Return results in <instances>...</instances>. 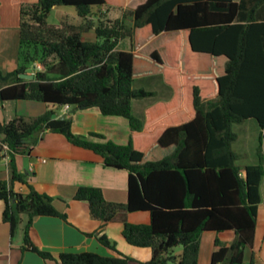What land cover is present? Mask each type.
I'll list each match as a JSON object with an SVG mask.
<instances>
[{"label": "trees", "instance_id": "obj_1", "mask_svg": "<svg viewBox=\"0 0 264 264\" xmlns=\"http://www.w3.org/2000/svg\"><path fill=\"white\" fill-rule=\"evenodd\" d=\"M56 7H74L85 25H50ZM110 13L106 0H37L20 8L22 65L0 72V102L35 101L73 111L99 109L104 116L129 120L127 145L92 142L98 134L78 136L72 118L15 117L0 123V160L9 159V181H0L3 221L12 237L24 224L23 250L58 264H130L106 235L122 211L147 212L150 224L124 223L123 236L139 248H150L144 264H198L204 233L234 232L230 245L219 239L210 264H247L245 252L255 242L264 178V0H146L122 19L102 21ZM94 14L98 25L91 21ZM132 18V24L127 20ZM94 30V40H86ZM179 31L180 39L146 56L119 50L130 39L132 49L146 34ZM39 63L34 80L21 74ZM159 78L171 90L169 102L145 112L142 123L132 115V101L153 96L133 90L138 81ZM249 120L260 128L258 164L241 168L233 151V125ZM63 135L74 147L92 151L105 167L129 173L128 201L110 203L97 187H80L74 200L88 204L100 228L88 236L118 256L65 252L54 257L32 241L35 219L56 217L71 224L55 200L39 193L30 174L18 169V156L29 155L45 132ZM28 193L15 191V184ZM181 247L182 252L175 254ZM249 264H255L252 259Z\"/></svg>", "mask_w": 264, "mask_h": 264}, {"label": "crops", "instance_id": "obj_2", "mask_svg": "<svg viewBox=\"0 0 264 264\" xmlns=\"http://www.w3.org/2000/svg\"><path fill=\"white\" fill-rule=\"evenodd\" d=\"M234 1L239 2L240 0ZM34 2H37V0H0V72L4 73V75L15 71L22 65L21 58H18L14 64H7L6 59L9 53L19 50L21 5ZM145 2L146 0H106L110 13L113 10L115 12L133 11ZM10 34H13L14 37H10ZM162 36L170 38L163 45L154 46L146 52L148 46L144 52H140L143 45L146 43L151 45ZM180 37L181 33L179 31L164 32L159 35L146 34L137 40L134 49L132 47L129 49L123 47V40L120 42L119 50L133 51L148 56L161 46L176 41ZM86 40L92 41L94 39L90 35ZM28 74H30V71ZM15 103V108L8 111L11 112V114L8 113V117L7 115H0V123L10 122L17 116L38 117L52 110L58 118L66 114L67 117L70 116L72 118V132L75 135L89 136L94 133L104 137V140L90 138L92 142L112 141L119 145H127L130 141L132 130L129 120L119 116H104L97 108L73 111L66 109V107L57 108L35 101H16ZM157 103L159 102L144 106L142 110L143 121L140 122H145V112ZM2 104L0 112L3 114L7 108H10L8 105L14 104V102H4ZM249 122L250 120L236 125L238 127L237 132L232 129L237 135L235 144L240 142V132L244 131V125ZM254 122L257 123L256 121ZM260 134L259 128V138ZM261 143L264 155V138ZM238 155L240 156L238 161L245 158L242 153ZM24 159L28 162L27 168H25ZM8 162V158L0 160V181H9L10 179ZM17 165L20 172L30 174V184L39 193L53 198L57 209L61 212H66L71 222L69 224L56 217H39L35 219L31 235L33 243L39 249L51 253L54 257L65 252H93L101 256H118L116 252L103 246L96 237L88 236V234L94 233L100 228L101 222L91 218L87 203L75 201L74 197L80 187H97L104 191L105 199L108 202L126 204L128 201L129 179L127 171L105 167L100 156L92 151L74 147L63 135L49 131L43 134L29 155L18 156ZM239 167L244 168L245 166ZM262 188H264V178L260 185L262 202L258 212L254 246L245 252L247 264L252 259L255 264H264V195L262 194ZM15 191L28 193V188L17 183L15 184ZM4 209L5 203L0 201V264H58L56 261H45L30 250H23V233L19 232L20 237L18 240L12 237L10 226L3 221ZM150 221V214L147 212L128 213L122 211L115 222L108 224L105 229L106 235L116 244L117 250L136 261L130 264L148 262L152 258V250L130 245L123 236L124 223L148 225ZM206 235L213 236L206 241V249L210 259L215 249L216 239H220V236L225 235L227 237L223 243L230 245L236 238L234 232L221 234L204 233L200 241V254L203 247V238Z\"/></svg>", "mask_w": 264, "mask_h": 264}, {"label": "rangeland", "instance_id": "obj_3", "mask_svg": "<svg viewBox=\"0 0 264 264\" xmlns=\"http://www.w3.org/2000/svg\"><path fill=\"white\" fill-rule=\"evenodd\" d=\"M117 11L115 12V10H113L111 13H106L107 16L99 15V18L102 21H105L107 19L111 20V21H115L117 19H122L123 15L125 12L128 11H123L120 12ZM96 14H94L93 18H92V22L94 23L95 26L98 25V17L95 16ZM48 23L50 25H61L62 23H72V24H76V25H85L86 21L80 19L77 15V12L75 10L74 7H56L53 9V11L51 12L49 18H48ZM128 25L132 24V18L127 20ZM91 37L93 38L95 33L94 30H92L90 32ZM10 37L14 35L10 34ZM170 38L168 36H162L160 38H158L156 41H154L151 45H148L147 43L145 45H143L142 49L140 52H144L145 48L146 52L148 50H150V48L158 47L160 45L165 44L166 40ZM94 39V38H93ZM144 40V39H143ZM142 40V41H143ZM141 41V42H142ZM141 42H139V44H141ZM123 47L125 48H130V39H125L123 42ZM146 46V47H145ZM18 58L22 59V55H21V50H20V45H19V50H14L13 52L9 53L7 55V64H14ZM5 61V60H4ZM23 62V60H22ZM8 66V65H7ZM39 69V63H36L34 66H30L29 67V71L30 74H34V72L36 70ZM2 73V72H1ZM4 75V73H2ZM7 75V74H5ZM4 75V76H5ZM132 89L133 90H145L149 93H153V96L148 97V98H143V99H134L132 101V115L138 119L139 121H143V117H142V110L144 108V106L146 105H151L154 104L156 102H167L170 100L171 98V90L167 89L162 81L159 78H155V79H147V80H143V81H138L136 83H134L132 85ZM14 102V104H9L8 106H10V108H7V110L5 112H0V115H7V117L9 116V114H11V111L13 110V108H15V102L16 101H11ZM4 103V102H3ZM7 103V102H6ZM1 106H3L2 102H0V108ZM18 117V116H17ZM242 127V126H241ZM234 132H237L238 127L236 125H234L232 127ZM240 142L233 145V151L235 153H242L244 154L245 158H243L242 160L237 162L238 166H249V165H256L258 164V156H257V149L260 145L259 143V126L257 125V123H255L253 120H250V122L246 125H244V131L240 132ZM24 163H25V168L28 167V162L24 159ZM262 194L264 195V188H262ZM23 233V237H24V224H22L19 229L16 231L15 235L13 236V238H15V240H18L20 237V233ZM213 236L211 235H206L203 238V247L201 250V254H200V261L199 264H210V255L207 252L206 249V241L210 238H212ZM227 236L223 235L220 236V242L222 244H224L223 242H225ZM181 247H178L175 249V254H178L179 252H182ZM136 262L135 260L132 261ZM143 264V263H142Z\"/></svg>", "mask_w": 264, "mask_h": 264}, {"label": "water", "instance_id": "obj_4", "mask_svg": "<svg viewBox=\"0 0 264 264\" xmlns=\"http://www.w3.org/2000/svg\"><path fill=\"white\" fill-rule=\"evenodd\" d=\"M20 77L22 79H26V80H34L35 78V75L34 74H28V73H25V74H21ZM58 116L56 114L53 115V119H57ZM67 118V114L66 115H63L62 117H60L59 119H66Z\"/></svg>", "mask_w": 264, "mask_h": 264}, {"label": "built area", "instance_id": "obj_5", "mask_svg": "<svg viewBox=\"0 0 264 264\" xmlns=\"http://www.w3.org/2000/svg\"><path fill=\"white\" fill-rule=\"evenodd\" d=\"M66 109H69L68 107H66ZM32 170V169H31Z\"/></svg>", "mask_w": 264, "mask_h": 264}]
</instances>
